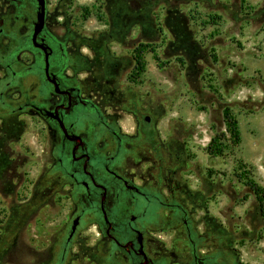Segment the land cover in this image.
I'll return each instance as SVG.
<instances>
[{
	"label": "rangeland",
	"instance_id": "rangeland-1",
	"mask_svg": "<svg viewBox=\"0 0 264 264\" xmlns=\"http://www.w3.org/2000/svg\"><path fill=\"white\" fill-rule=\"evenodd\" d=\"M47 10L49 31L73 32L68 55L87 95L117 113L123 132L139 130L140 176L156 181L167 171L188 189L195 229L218 232L220 255L264 264V219L248 186L252 179L264 188V0H47ZM26 17L24 7L0 0V26L8 33L0 39V81L2 57L18 49ZM26 59L18 54L14 68ZM25 81L0 100V264H58L74 202L54 174L44 123L3 103L9 94L15 107L33 96L36 78ZM48 92L47 84L37 88L39 97ZM215 136L221 156L209 150ZM156 205L120 197L116 214L146 208L149 224ZM173 234L154 237L164 247L186 248ZM102 240L86 224L64 264H119Z\"/></svg>",
	"mask_w": 264,
	"mask_h": 264
},
{
	"label": "flooded vegetation",
	"instance_id": "flooded-vegetation-1",
	"mask_svg": "<svg viewBox=\"0 0 264 264\" xmlns=\"http://www.w3.org/2000/svg\"><path fill=\"white\" fill-rule=\"evenodd\" d=\"M8 1L27 9L29 24L18 49L2 57L5 73L0 81V100L7 92L17 89L19 82L23 87V81L36 78V83H32L33 96L23 94V97L19 92L23 102L15 107V100L9 94V103H3L14 115L33 112L44 123L51 140L54 174L68 199L74 202L58 264H64L76 236L86 224L98 228L108 259L119 264H180L182 260L185 264H236L229 252L219 254L217 231L195 229L192 211L185 205L191 198L185 186L164 170L158 172L156 181L140 176L136 156L140 132L135 127L123 132L117 113L104 112L100 100L87 95L68 55L73 32L63 36L54 34L46 27L45 20L44 29L34 37L37 0ZM47 16L46 0V19ZM7 36L1 23L0 39ZM18 54H25L27 59L17 64L19 69H16L13 64ZM43 83L50 92L39 97L37 88ZM120 197L129 205L138 200L155 201L156 212L151 215L154 222L144 221L146 208L139 213L124 209L117 215ZM164 232L184 238L186 248L171 244L164 247L154 237V233Z\"/></svg>",
	"mask_w": 264,
	"mask_h": 264
},
{
	"label": "trees",
	"instance_id": "trees-1",
	"mask_svg": "<svg viewBox=\"0 0 264 264\" xmlns=\"http://www.w3.org/2000/svg\"><path fill=\"white\" fill-rule=\"evenodd\" d=\"M246 2H247V0H241V3L242 4H246ZM138 65L139 66H137V69H139L140 71H142L143 70L142 63L139 62ZM224 118H225V122L228 125V129H229L230 133L233 135V137L235 138L236 141H239V132H238V128H237V121L230 114L229 109H226L224 111ZM219 140H220V137H218V136H215L211 140V144L209 146V150H210V152H211L212 155H218V156L223 155V150L220 147H218V146L216 147V145L218 144ZM238 177H239V179H243V177L241 175H238ZM248 186H249V188L251 189V191L256 196V199H257V201L259 203V208H260L261 216L264 219V188H262L261 186H259L252 179L248 180Z\"/></svg>",
	"mask_w": 264,
	"mask_h": 264
},
{
	"label": "water",
	"instance_id": "water-1",
	"mask_svg": "<svg viewBox=\"0 0 264 264\" xmlns=\"http://www.w3.org/2000/svg\"><path fill=\"white\" fill-rule=\"evenodd\" d=\"M38 3V11L36 16V21L34 23V37H36L39 33L42 32L45 26V20H46V0H37ZM147 121H149V118H146ZM76 227V221L74 223V226L71 231V236L74 234Z\"/></svg>",
	"mask_w": 264,
	"mask_h": 264
}]
</instances>
